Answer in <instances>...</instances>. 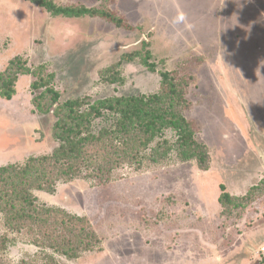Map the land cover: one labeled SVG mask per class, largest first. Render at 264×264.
<instances>
[{
    "label": "rangeland",
    "instance_id": "374dc122",
    "mask_svg": "<svg viewBox=\"0 0 264 264\" xmlns=\"http://www.w3.org/2000/svg\"><path fill=\"white\" fill-rule=\"evenodd\" d=\"M63 6L115 12L102 17L54 16L30 0H0V71L20 57L55 74L60 101L89 95L157 92L161 70L191 73L187 113L202 125L199 139L211 153L209 170L175 154L141 168L123 166L105 184L85 179L37 191L48 204L84 216L102 249L67 264L264 263V0H53ZM180 10L191 27L173 25ZM149 42L157 71L141 57L124 61L123 84L100 71ZM34 75H21L13 100L0 98V165L52 151L53 114L36 110ZM246 195L223 209L220 185ZM225 210V211H224ZM1 229V225H0ZM20 236H23L22 234ZM37 247L21 238L6 256L16 262Z\"/></svg>",
    "mask_w": 264,
    "mask_h": 264
},
{
    "label": "trees",
    "instance_id": "16d2710c",
    "mask_svg": "<svg viewBox=\"0 0 264 264\" xmlns=\"http://www.w3.org/2000/svg\"><path fill=\"white\" fill-rule=\"evenodd\" d=\"M30 1L54 16H92L119 25L122 22L115 12L104 8L63 6L53 0ZM148 46L146 42L144 52L125 53L119 61L102 69V81L123 84V62L135 61L137 57L149 71L156 72ZM180 72L161 70L157 92L98 99L85 95L61 102L60 92L53 85V72L44 74L20 57L10 60L6 69L0 71V98L13 99L19 77L34 75L31 87L37 93L33 103L39 113L55 116L52 137L57 144L50 152L0 165V264H67L63 258L76 260L88 251L102 249V240L86 217L43 202L37 191L53 194L60 183L76 179L105 184L118 168L138 169L145 162H161L173 154L181 162L196 161L200 169H210L211 153L199 139L202 125L187 115L193 107L188 89L195 78L191 73ZM220 188L223 209H235L259 185L243 196L231 194L225 184ZM22 237L37 251L11 262L6 256Z\"/></svg>",
    "mask_w": 264,
    "mask_h": 264
},
{
    "label": "clouds",
    "instance_id": "9594fccd",
    "mask_svg": "<svg viewBox=\"0 0 264 264\" xmlns=\"http://www.w3.org/2000/svg\"><path fill=\"white\" fill-rule=\"evenodd\" d=\"M172 23L173 25H184L185 27H191V25L188 23L187 15L180 10H178L172 17Z\"/></svg>",
    "mask_w": 264,
    "mask_h": 264
},
{
    "label": "crops",
    "instance_id": "0c3cea01",
    "mask_svg": "<svg viewBox=\"0 0 264 264\" xmlns=\"http://www.w3.org/2000/svg\"><path fill=\"white\" fill-rule=\"evenodd\" d=\"M13 100V99H12ZM11 101V100H10Z\"/></svg>",
    "mask_w": 264,
    "mask_h": 264
}]
</instances>
